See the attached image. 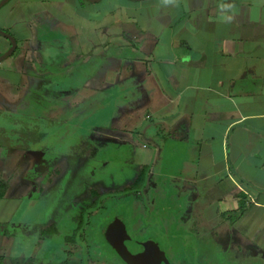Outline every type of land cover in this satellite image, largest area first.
I'll use <instances>...</instances> for the list:
<instances>
[{"label":"crops","instance_id":"crops-1","mask_svg":"<svg viewBox=\"0 0 264 264\" xmlns=\"http://www.w3.org/2000/svg\"><path fill=\"white\" fill-rule=\"evenodd\" d=\"M70 1L62 2L81 6L79 17L96 22L84 13V3L92 2ZM123 1L152 5L156 10L150 26L139 29L127 13L125 21L100 18L95 32L84 26H79V32L61 27L67 48L63 64L58 59L62 52L46 49L50 42L61 49L57 34L46 41L44 34L34 30L39 17L46 20L42 25L36 21L39 28L52 24L42 11L31 12L25 19L21 15L9 27L6 19L15 10L4 12L9 2L0 9V29L17 43L15 52L0 63L1 158L9 157V147L14 150L11 136L16 128L24 131L22 126L11 130L9 126V120L21 113L12 108L11 100L21 94L23 82L28 80L26 93L28 84L46 70L44 66L63 72L69 63L73 71L78 57L86 62L96 55L102 63L101 77L96 72L83 80L68 68L63 73L68 79L43 88L38 95L34 89L37 104H42L45 94L77 103L82 86V94H88L87 105L95 102L85 114L107 120L105 129L96 128L94 133L104 132L117 149L128 148L121 152L126 165L140 162L137 173L147 169L145 185L138 190L147 201L138 207L140 215L146 207L153 209L159 219H167L157 226L178 230L181 217L171 213L169 219L164 217L167 212L155 198L168 193L170 204L177 207L179 198L185 197L198 217L214 211L219 224L231 226L238 248L248 247L247 257L264 262V0ZM21 12V8L16 11ZM14 29L26 35L18 38L11 32ZM93 38L104 41L98 45ZM11 47L0 35V57ZM75 53L78 56L68 60ZM50 54L53 62L41 60V55ZM64 84L69 85L67 91ZM24 121L21 115L12 123ZM5 174L0 170V181L7 182ZM9 191L0 199V264H51L47 246L53 242L51 237L36 238L28 220L19 224V206ZM170 219L175 222L169 223Z\"/></svg>","mask_w":264,"mask_h":264},{"label":"rangeland","instance_id":"rangeland-1","mask_svg":"<svg viewBox=\"0 0 264 264\" xmlns=\"http://www.w3.org/2000/svg\"><path fill=\"white\" fill-rule=\"evenodd\" d=\"M62 1L70 0H12L4 9L5 13L15 10V14L6 19L9 27L19 20L21 15L25 19L31 12L42 11L43 17L47 16L52 24L39 28L36 21L40 25L46 21L39 17L33 24L34 30L44 34L46 41L53 33L57 34V40L62 43L61 49L56 50L57 46L52 42L46 49L54 48L59 52L58 55L62 52L58 58L62 64L65 62L67 48L62 41L65 38L62 32L65 29L61 27H69L72 32H79V26H84L95 32L99 29L100 18L125 21L128 15H132L130 17L139 29L147 28L150 26V17L156 10L148 2H141L140 5L129 4L123 0H104L98 4L84 3V13L89 18L96 19L94 22L80 18L83 13L81 6L78 8L74 3ZM162 1L164 2L158 0ZM18 8L22 9L20 14L16 13ZM92 13L96 16H92ZM127 13L128 15H125ZM19 29L11 32L18 38L25 36L26 33H20ZM51 30L54 32H49ZM102 40L93 38L92 41L99 45ZM21 48L20 46L19 50ZM77 56L76 53L69 55L68 60ZM94 57L86 62H81L83 58L78 57V66L73 65L77 67L73 71L69 63L67 66L73 74L78 72L83 80L96 72H99L97 77H101V59L96 58V55ZM40 58L47 63L53 62L51 54L41 55ZM86 65L87 68L84 67ZM43 69L46 70L39 72L40 77L28 84L26 93L24 89L28 80L23 82L21 94L19 92V96L11 100L12 108L21 113L18 119L9 120L10 130L14 129L13 126H22L24 131L21 133L16 128V132L11 136L15 148L12 150V147H9V157L2 159L0 156V170L6 173L4 178L7 181V192L9 189L10 196L15 199L17 207L19 206V224L28 220L29 224L33 225L36 238L44 237L46 231L56 230L55 235L51 237L53 242L47 245L48 253L54 259L51 264H60L59 258H63L61 264L66 261V264H123L104 238L106 228L116 215L122 218L126 232L135 242L153 238L166 248L169 264H264L261 258L247 257L246 254L250 252L245 245L241 250L238 248L234 242V231L229 230L231 226L219 224V218L214 217V211L198 217L197 209L190 206L185 197L179 198L177 207L170 204L171 195L168 193L158 194L155 198V202L167 212L164 217L169 219L170 213L175 218L181 217L182 223L178 230L172 226L167 229L157 226L167 219H159V214L154 213L153 209L146 207V210L141 212L143 216L140 215L138 207L147 202L144 201L143 194H138L140 191L133 187L134 176L139 175L142 170L137 173L140 162L126 165V157L121 149L128 151V148L121 146V149H117L114 142L109 143L104 132L94 133L96 128L102 131L107 120L85 114L95 102L87 105V93L83 91L82 94V86L78 88L80 95L77 103L63 102V99H58L54 94H45L40 99L42 104L38 105L34 89L38 95L43 88L46 90L52 84L69 78L63 75L67 69L55 72L51 65L44 66ZM64 85L67 91L69 85ZM53 89L59 90L57 87ZM72 98L75 100L77 97ZM21 99L23 101L19 105ZM55 105L58 107L55 108ZM21 115L25 117L24 122L12 123L21 119ZM143 120L145 118L141 117L139 121ZM0 125H4L2 117ZM123 190L129 192L122 194ZM81 218L84 222L82 235L73 245L65 243L67 237L76 233ZM170 222L175 221L170 219Z\"/></svg>","mask_w":264,"mask_h":264},{"label":"water","instance_id":"water-1","mask_svg":"<svg viewBox=\"0 0 264 264\" xmlns=\"http://www.w3.org/2000/svg\"><path fill=\"white\" fill-rule=\"evenodd\" d=\"M10 0H3L0 2V9L6 5ZM88 2L97 3L100 0H86ZM140 1V0H137ZM0 35L6 37L12 44L10 51H8L5 55L0 57V63L10 57L17 48L16 40L10 35L5 33L0 29ZM120 230L121 238H124L122 242H120V238H117L116 235L118 234L117 231ZM104 238L107 244L112 247V249L119 255V257L126 263V264H169L165 252L161 250L159 244H156L153 240H148L146 243H137L135 242L126 232L122 218L119 215H116L113 222H111L105 230ZM130 243L135 245L137 248V254L140 250L141 253L139 255V260L135 263V260H131L129 255L125 253L124 249H126V243ZM147 253L149 256L147 257Z\"/></svg>","mask_w":264,"mask_h":264},{"label":"trees","instance_id":"trees-1","mask_svg":"<svg viewBox=\"0 0 264 264\" xmlns=\"http://www.w3.org/2000/svg\"><path fill=\"white\" fill-rule=\"evenodd\" d=\"M146 174H147V169H142L141 170V173L138 175L137 179L133 182V187L137 190H141L144 185H145V178H146ZM7 193V187H6V184L5 182L3 181H0V199L4 198L5 195ZM83 219L81 218V221L80 223L78 224V228L76 230V233L73 234V236L71 237H67L65 239V242L67 244H75L76 243V240L77 238L82 235V231H83ZM56 233V230H53V231H46L44 233V237H52L54 236ZM54 234V235H53ZM114 252V251H113ZM117 254V253H115Z\"/></svg>","mask_w":264,"mask_h":264},{"label":"bare ground","instance_id":"bare-ground-1","mask_svg":"<svg viewBox=\"0 0 264 264\" xmlns=\"http://www.w3.org/2000/svg\"><path fill=\"white\" fill-rule=\"evenodd\" d=\"M117 233L118 234L116 235V237L117 238H120L121 239L120 242H122L124 240V238H121L122 236L120 235V230L117 231ZM124 245L126 247V249H124L125 253L129 255V258L131 260L133 259V260L136 261L135 263H137V260H139V255H140V253H141L142 250H140L138 252V254H137V250H139L140 248H137L135 245L130 244L128 242L126 244H124ZM148 256H149V253H147V257Z\"/></svg>","mask_w":264,"mask_h":264},{"label":"flooded vegetation","instance_id":"flooded-vegetation-1","mask_svg":"<svg viewBox=\"0 0 264 264\" xmlns=\"http://www.w3.org/2000/svg\"><path fill=\"white\" fill-rule=\"evenodd\" d=\"M113 222V221H112ZM80 237V236H79ZM78 237V238H79ZM148 240H153V241H155L153 238H146V240H144L143 242H138V243H146V241H148ZM156 242V241H155ZM167 242V241H166ZM66 243V242H65ZM168 243V242H167ZM156 244H159V243H157L156 242ZM71 245H73V244H71ZM159 246H160V248H161V250H163L164 252H165V255H166V258H167V260H168V262H170V260H169V258H168V256H167V250H166V248H163L162 246H161V244H159ZM111 249H112V247H111ZM113 250V249H112ZM114 251V250H113ZM114 253H115V251H114ZM118 255V254H117ZM119 256V255H118ZM61 259V260H60ZM59 259V261L62 263V261H63V258H60ZM121 259V258H120ZM122 260V259H121ZM123 261V260H122ZM66 262H68V261H66ZM66 262H65V264H66ZM123 264H126L124 261H123Z\"/></svg>","mask_w":264,"mask_h":264},{"label":"clouds","instance_id":"clouds-1","mask_svg":"<svg viewBox=\"0 0 264 264\" xmlns=\"http://www.w3.org/2000/svg\"><path fill=\"white\" fill-rule=\"evenodd\" d=\"M166 2H167V0H166Z\"/></svg>","mask_w":264,"mask_h":264}]
</instances>
